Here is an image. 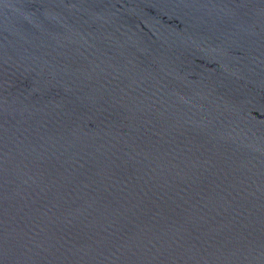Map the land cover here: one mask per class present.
<instances>
[{
  "label": "water",
  "instance_id": "95a60500",
  "mask_svg": "<svg viewBox=\"0 0 264 264\" xmlns=\"http://www.w3.org/2000/svg\"><path fill=\"white\" fill-rule=\"evenodd\" d=\"M0 264H264V0H0Z\"/></svg>",
  "mask_w": 264,
  "mask_h": 264
}]
</instances>
